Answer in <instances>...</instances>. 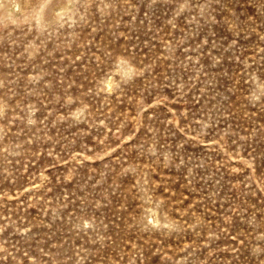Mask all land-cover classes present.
Wrapping results in <instances>:
<instances>
[{
  "label": "rangeland",
  "instance_id": "374dc122",
  "mask_svg": "<svg viewBox=\"0 0 264 264\" xmlns=\"http://www.w3.org/2000/svg\"><path fill=\"white\" fill-rule=\"evenodd\" d=\"M0 264H264V0H0Z\"/></svg>",
  "mask_w": 264,
  "mask_h": 264
}]
</instances>
